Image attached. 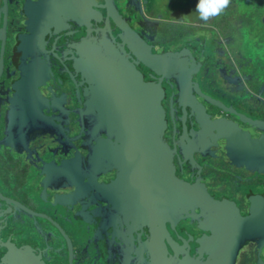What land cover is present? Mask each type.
<instances>
[{"label":"flooded vegetation","instance_id":"obj_1","mask_svg":"<svg viewBox=\"0 0 264 264\" xmlns=\"http://www.w3.org/2000/svg\"><path fill=\"white\" fill-rule=\"evenodd\" d=\"M38 1L6 0L4 20L0 0V264H216V254H204L214 245L223 257L230 253L229 263L255 264V239H264V155L259 173L236 183L246 187L242 194L224 184L229 159L220 152L219 137L211 135L205 154L198 151V102L211 121L233 114L205 96L235 110L231 93L215 88L209 72H220L224 81L236 76L257 92L251 88L260 82L251 74L264 68V0H229L207 21L191 13L193 0H92L100 19L91 24L112 38L120 54L115 63L125 61L146 86L160 88L158 98L148 99L157 100L164 117L158 133L170 150L172 175L157 178L159 189H142L138 204L123 185L136 183L132 162L124 160L114 126L89 104L77 65L76 48L83 49L88 28L67 21L66 28L39 37L36 19L32 39L27 12ZM121 23L139 37L140 47ZM222 47L230 64L214 59L216 48L222 57ZM161 60L196 68L177 77L152 67ZM248 109L257 114L244 118L264 122V108ZM216 174L217 182H205L215 202L198 204V178ZM169 185L174 193L182 185L181 199L169 198ZM244 245L252 247V258Z\"/></svg>","mask_w":264,"mask_h":264},{"label":"water","instance_id":"obj_2","mask_svg":"<svg viewBox=\"0 0 264 264\" xmlns=\"http://www.w3.org/2000/svg\"><path fill=\"white\" fill-rule=\"evenodd\" d=\"M39 1L40 4H36L35 8V4L29 7V9L34 8L33 13L27 12L31 17L33 29H35V34L32 36V39H36V26L34 27L36 19L39 21L37 30V32H39V37H42L45 32H48L51 29L56 31L57 29L66 28L67 21H72L75 24L80 25L85 24L87 26L88 34L84 39L83 49L81 45H77L78 47H81V49L78 50L80 57L77 65L79 64L80 69L82 70L81 74L85 77L88 84L87 92L90 96L89 104L95 107V111H97L96 113L101 118L103 117L108 120V123H106L107 126H114L117 135L121 139L119 150H121L122 155H124V160L132 162L131 166L129 164L128 167H132V171L135 170L134 172L137 178L136 183H131V186H129L130 184H123L125 188H128L127 198L133 202L132 204H135V202L136 204H138L137 202H143L142 189L145 187L149 189H159L161 187V181H157V178L160 175H172L170 150L168 149V146L162 142L160 134L158 133L159 128L163 126L164 117L154 106L157 104V100L153 99L150 101L148 99L149 94H154L155 98L160 96L159 86L156 84L149 87L146 86L139 78L134 68L125 61L121 60L119 64L115 63L117 61L115 57L120 56V54L118 49L114 46L112 38L106 35L105 29L98 30L97 28H93L91 24L92 19H100V13L95 9V4L92 3V0ZM3 6L5 20L7 13L6 0H3ZM45 12H47V14ZM40 22L45 23V25H43L44 27ZM121 27L125 30V34L130 39H134L140 47L139 37H135L136 34L133 33L124 23ZM4 42L5 26L3 27L1 54L3 52ZM34 45L35 44H32V46ZM139 50L138 53L140 52ZM140 54L143 53L140 52ZM152 58L156 59V61L158 60L155 56H152ZM87 59L88 61H86ZM81 62L83 63L81 64ZM169 63L170 64H168L167 61L161 60L158 61V64L161 66L154 65L152 67L160 70V72L164 71V73L172 71L173 76L180 77V74L183 78L186 76L184 72L185 70L196 68V65L194 67V65L183 63L176 64L173 63L172 60ZM1 68L2 62L0 58V73L2 70ZM197 68H200V64ZM257 71L264 72V68L252 72L251 76H253L254 80L257 82L264 84V73L260 74L258 72V75H254ZM170 72H168V75L172 74ZM102 76H104L103 81L101 80ZM260 83L258 85H261ZM262 87L263 86H260L257 92L253 95L256 98L259 97L258 99L264 103V88ZM230 93L231 98L235 99L236 95H233L232 92ZM143 94L147 96V99L142 103L141 97ZM202 95L205 96L203 93ZM205 97L211 104L218 106L220 109L236 115L243 120L247 119L244 118L245 116L243 117V115L238 114V112H234L229 106H224V104L211 97ZM88 109L90 110V107ZM198 111L200 112L198 117L200 119L203 118L205 112H202L200 108H198ZM247 120L252 121L250 119ZM247 120L245 122L255 129L264 128V122L260 123L258 121H252V124ZM128 177L129 175H127V178ZM181 186L179 187V190L174 193L173 187L171 188L169 185L167 192L169 193L170 199L174 196L176 199L182 198V196L177 197V193H179L180 188H182ZM0 197L2 196L0 195ZM214 247V249H209L207 254L204 253L207 258L212 251L213 253H211V256L213 257L214 254L217 256L216 264H234V262H228L230 259V253H226L223 257L225 251L221 250L222 248H219V246L214 245ZM200 255L202 256V254ZM252 255L253 254L251 253V258ZM256 262L257 264L259 263L258 252H256Z\"/></svg>","mask_w":264,"mask_h":264},{"label":"rangeland","instance_id":"obj_3","mask_svg":"<svg viewBox=\"0 0 264 264\" xmlns=\"http://www.w3.org/2000/svg\"><path fill=\"white\" fill-rule=\"evenodd\" d=\"M173 1V0H169ZM192 9L191 13L194 16H198V20H203L200 17L199 12L197 11V4L198 0L192 1ZM136 4V3H135ZM138 8H135L136 13H140L137 11ZM198 30V27L195 28ZM229 36L231 34H228ZM223 45L225 47V43L223 42ZM115 46V44H114ZM82 47V46H81ZM81 47L76 48L77 52L81 49ZM116 47V46H115ZM117 48V47H116ZM221 50V49H220ZM224 51V52H223ZM216 54L215 58L217 61L219 59L224 60V63H231V56L229 52L227 53L226 50H223L222 47V57L219 53L220 51L216 48ZM221 57V58H219ZM234 58V56L232 55ZM77 59V63H78ZM88 61V59L86 60ZM83 62H81L82 64ZM210 77L213 75L214 80L212 81L215 88L222 89L223 92L229 93L232 92L233 95H236L235 97V110L234 112H238V114L241 115H248L251 114H257V112L249 111L248 108H251L253 110H258L264 108V103L256 98L253 93L249 92L248 89H246L245 83L237 78L236 76H227L226 80L222 78L223 76L220 74V72L212 74V72H209L208 74ZM255 85V84H250ZM260 85L255 88H251L253 90H258ZM241 97V98H240ZM238 104V105H237ZM246 107V109H244ZM198 108L201 109L202 112H205V109L203 108L202 104L198 102ZM201 112V113H202ZM252 112V113H251ZM230 120H223L221 119H214L213 121L209 120V118L206 116V114L203 116V118L198 117V123L203 125V129L198 131V151L201 154H205L207 149L213 144L211 141V135L212 137H219V141L221 142H215L219 143L220 145V152H223L225 157L229 159V169L228 174L226 175L225 179H223L224 184L230 183L232 187L235 188V190L238 191L239 194H242V192L246 191V187H236V183L239 180H243L244 183H247L249 180L253 179L260 171V169L263 166H257L258 165V159L260 155H264V128H257L255 130L254 127L247 125L244 121H242L239 118L234 117L233 115L230 116ZM223 118V117H222ZM202 120V121H201ZM220 120V122H218ZM219 128V129H218ZM218 129V131H217ZM217 131L218 133L214 132ZM256 133V134H255ZM206 142V143H205ZM203 167H198V172H201ZM264 169V167H263ZM218 175H213V177H206L205 180L198 178V204L205 203L211 206L215 202L213 200V195L211 192H208L206 189L205 182L208 181H214L217 182L216 179ZM230 186L226 187V190L229 189ZM250 191V190H249ZM248 191V192H249ZM216 199V198H214ZM224 204V202H219V207ZM29 220L26 223V226H28ZM257 240V248L256 251L258 252V264H264V239L262 238H256ZM252 238H249V241L246 243L247 245L252 244ZM244 245V250L248 254H251L252 247ZM251 251V252H250ZM254 251V253L256 252ZM239 264V263H234ZM257 264V262L255 263Z\"/></svg>","mask_w":264,"mask_h":264},{"label":"clouds","instance_id":"obj_4","mask_svg":"<svg viewBox=\"0 0 264 264\" xmlns=\"http://www.w3.org/2000/svg\"><path fill=\"white\" fill-rule=\"evenodd\" d=\"M228 4L229 0H198L197 11L201 19L207 21L211 16L218 15Z\"/></svg>","mask_w":264,"mask_h":264}]
</instances>
